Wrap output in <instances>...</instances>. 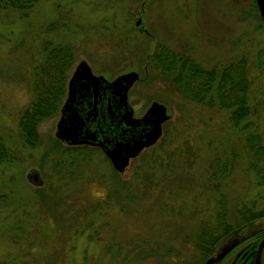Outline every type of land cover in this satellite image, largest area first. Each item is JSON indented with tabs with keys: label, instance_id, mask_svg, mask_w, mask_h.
Here are the masks:
<instances>
[{
	"label": "rangeland",
	"instance_id": "374dc122",
	"mask_svg": "<svg viewBox=\"0 0 264 264\" xmlns=\"http://www.w3.org/2000/svg\"><path fill=\"white\" fill-rule=\"evenodd\" d=\"M253 4L37 0L28 19L0 16V136L13 156L0 165V264H197L196 235L205 222H215L217 199L227 204L228 222L236 211L264 208V185L257 184L256 168L249 166L240 141L243 131L231 125L226 111L181 99L155 82L148 69L150 82L141 67L157 42L187 51L205 66L245 55L252 109L248 130L264 142V68L255 67V54L264 49V25ZM45 39L72 46L76 63L69 73L80 60L109 77L135 70L138 78L128 90L135 116L153 101L166 108L169 117L159 138L130 158L122 172L97 149L64 153L57 166L54 155L43 156L55 138L58 114L40 123L39 146L22 143L17 119L31 97L32 54ZM214 159L232 163L218 194L207 189L205 180ZM30 168L40 172V186L25 179ZM173 174L177 180L164 186ZM254 222L256 234L262 224ZM245 240L236 246H245ZM138 246H155L165 255L138 258ZM234 248L217 263L230 264Z\"/></svg>",
	"mask_w": 264,
	"mask_h": 264
},
{
	"label": "trees",
	"instance_id": "16d2710c",
	"mask_svg": "<svg viewBox=\"0 0 264 264\" xmlns=\"http://www.w3.org/2000/svg\"><path fill=\"white\" fill-rule=\"evenodd\" d=\"M36 1L0 0V16L14 14L20 19H28ZM255 7L253 4V8ZM260 20L264 25V21L261 18ZM32 55L34 61L30 65L28 78V85L32 91L31 97L21 108L17 119L18 135L22 143L29 148L41 144L40 123L58 114L64 96L65 83L75 62L74 49L70 44L52 42L49 39L42 41L38 53L35 52ZM255 60L256 68H264V49L256 52ZM145 61V64L141 66L145 76L147 77V70L151 69V76L155 82H162L181 99L226 111L231 125L243 131L240 141L243 150L248 153L249 166L251 165L254 170L256 168L257 184L264 185V142H261L257 132L248 130L251 126L249 116L252 109L248 103L250 82L245 55L235 57L221 65L205 66L190 56L187 51H177L157 42L145 56ZM143 66L146 67V70L143 69ZM147 78L151 82V77ZM49 140L50 144L43 156L54 155L52 159L56 166L61 163L60 158L64 153H74L78 149L70 146L62 147L55 138ZM58 149L62 150L58 153ZM12 159L10 148L0 136V165L8 163ZM152 162L157 164L156 159H153ZM72 165V159H69V167ZM231 168V162L211 160L208 163L209 172L205 175L207 189L218 194L219 184L222 179L227 177ZM174 176L175 178H170L164 186H169V182L177 180V176ZM114 187L118 188L117 185ZM217 204L218 208L213 219L215 222L213 224L205 222L199 227L196 235L194 247L198 251L197 256L200 258V262L215 249L221 239L229 236L235 228L254 220L261 222L262 226L257 228L256 234L246 238L243 242L245 246L232 263L252 264L257 244L264 236V208L248 212L236 211L233 222H228L226 220L228 211L226 202L217 199ZM55 205L56 203L52 205L53 209ZM164 255L163 252L158 251V247L154 246L144 250L138 246V251L134 256L146 259ZM261 258V264H264V247ZM200 262L198 261L197 264Z\"/></svg>",
	"mask_w": 264,
	"mask_h": 264
},
{
	"label": "water",
	"instance_id": "95a60500",
	"mask_svg": "<svg viewBox=\"0 0 264 264\" xmlns=\"http://www.w3.org/2000/svg\"><path fill=\"white\" fill-rule=\"evenodd\" d=\"M254 3L258 15L264 21V0H254ZM139 24L140 18H137L135 25L138 26ZM79 77L89 80L90 83L100 80L106 83L103 76H96L91 73L89 66L84 60H80L74 67V70L67 82V96L59 109L60 115L57 118L54 130V137L69 145L79 143L76 139V133L81 126V120L75 113L69 111V103L75 92L74 83ZM137 78V72L129 71L116 76L110 82L106 83V85H108L112 89L113 93L118 95L119 99L127 105L126 92ZM168 117L169 116L166 114V108L162 104L155 101L151 102L140 118L133 117L132 108L128 106V124L136 127L141 124L146 125L147 130L144 134H133L127 138L126 142L114 144L113 147H106L103 150L112 167L116 171L122 172L124 167L128 164V160L130 158L135 157L141 149L153 144L157 138H159L161 134V124L168 119ZM89 142L92 143L91 141ZM25 179L27 182L35 186H40L43 182L40 172L34 168H30L25 173ZM254 223V220H251L235 228L230 235L215 248L214 252L206 256L200 264H216L219 262L234 246L255 233L256 226ZM263 247L264 236L257 244L252 264H261L260 258Z\"/></svg>",
	"mask_w": 264,
	"mask_h": 264
},
{
	"label": "flooded vegetation",
	"instance_id": "af4514ba",
	"mask_svg": "<svg viewBox=\"0 0 264 264\" xmlns=\"http://www.w3.org/2000/svg\"><path fill=\"white\" fill-rule=\"evenodd\" d=\"M143 69L146 70V67L143 66ZM90 71L93 75L103 76L106 83L110 82L116 76L124 73H116L112 77H109L100 72L94 73L91 69ZM71 73L72 72L69 73L66 80L64 96L61 100L59 109L67 96V82ZM106 83L102 80L90 83L89 80L82 77L76 79L74 83L75 92L69 103V111L75 113L76 116L81 120V126L76 133V139L79 141V143L69 145L58 139L63 145L76 147L79 150L83 148H85L84 150L89 148L97 149L106 157L103 152L106 147L110 148L113 147L114 144L126 142L127 138L133 134H144L146 132V125L141 124L136 127L130 126L128 124V106L131 108L133 107L129 101L128 95V90L130 88L126 92L127 105H125L119 99L118 95L113 93L112 89L106 85ZM59 109L58 116L60 115ZM132 116L136 118L140 117V115H134L133 109ZM237 247L238 246L234 248L236 251L233 254L232 260L236 255V257L239 256L238 254L241 252L244 246Z\"/></svg>",
	"mask_w": 264,
	"mask_h": 264
}]
</instances>
